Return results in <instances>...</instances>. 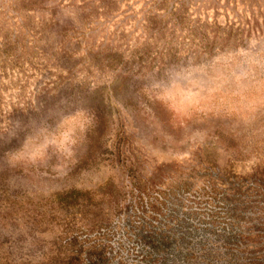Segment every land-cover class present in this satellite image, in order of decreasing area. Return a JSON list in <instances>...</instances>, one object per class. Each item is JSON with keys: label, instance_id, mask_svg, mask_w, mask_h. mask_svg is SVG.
<instances>
[{"label": "rangeland", "instance_id": "374dc122", "mask_svg": "<svg viewBox=\"0 0 264 264\" xmlns=\"http://www.w3.org/2000/svg\"><path fill=\"white\" fill-rule=\"evenodd\" d=\"M0 264H264V0H0Z\"/></svg>", "mask_w": 264, "mask_h": 264}, {"label": "trees", "instance_id": "16d2710c", "mask_svg": "<svg viewBox=\"0 0 264 264\" xmlns=\"http://www.w3.org/2000/svg\"><path fill=\"white\" fill-rule=\"evenodd\" d=\"M235 212H236V210L233 209V213H231V211H229L227 214H229V217L234 218ZM162 232L165 233L164 236L168 235V238L163 237L165 240H171L170 239L171 236H176V235H172V234L168 233L164 229L162 230ZM156 235H158V234H156ZM176 239L177 238H175L173 240H176ZM187 242H191V240H188ZM187 253L188 254H186V256H185L186 261H193V260L198 259L199 257H204L207 259H213V256L215 255L214 253L207 251V249L205 247H203L200 251H196V250L192 249V250L188 251Z\"/></svg>", "mask_w": 264, "mask_h": 264}]
</instances>
